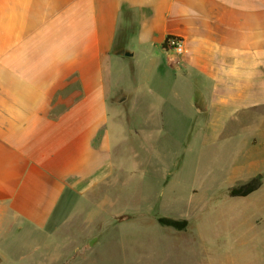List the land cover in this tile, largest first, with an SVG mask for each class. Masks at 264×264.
I'll return each instance as SVG.
<instances>
[{
	"label": "crops",
	"instance_id": "0c3cea01",
	"mask_svg": "<svg viewBox=\"0 0 264 264\" xmlns=\"http://www.w3.org/2000/svg\"><path fill=\"white\" fill-rule=\"evenodd\" d=\"M132 45L163 61L173 96L141 104L135 63L117 60ZM125 101L157 110L156 124L167 103L196 110L203 146L229 149L230 177L264 184V0H0V264H33L14 255L109 176Z\"/></svg>",
	"mask_w": 264,
	"mask_h": 264
},
{
	"label": "rangeland",
	"instance_id": "374dc122",
	"mask_svg": "<svg viewBox=\"0 0 264 264\" xmlns=\"http://www.w3.org/2000/svg\"><path fill=\"white\" fill-rule=\"evenodd\" d=\"M136 47L135 57L117 60L127 71L135 63L141 104L158 89L173 96L163 61L151 63ZM176 84L185 96V82ZM196 100L203 104L199 94ZM175 104L167 103L160 124L152 121L157 110L116 104L113 123L127 136L113 151L109 176L64 202L54 227L27 238L26 252L14 256L33 264H264L263 182L246 197H231L244 181L230 177L229 149L204 147L201 126L191 125L196 110ZM160 218L187 224L175 229Z\"/></svg>",
	"mask_w": 264,
	"mask_h": 264
},
{
	"label": "trees",
	"instance_id": "16d2710c",
	"mask_svg": "<svg viewBox=\"0 0 264 264\" xmlns=\"http://www.w3.org/2000/svg\"><path fill=\"white\" fill-rule=\"evenodd\" d=\"M169 36L168 38H170ZM163 47L166 49V43L163 44ZM262 185V177L257 176L255 178L250 179L249 181L244 182V184L240 186H235L231 188L229 194L231 197H246L258 190ZM159 223L166 227H172L175 229H184L186 227V221L174 220L171 218H160Z\"/></svg>",
	"mask_w": 264,
	"mask_h": 264
},
{
	"label": "built area",
	"instance_id": "2783aa9c",
	"mask_svg": "<svg viewBox=\"0 0 264 264\" xmlns=\"http://www.w3.org/2000/svg\"><path fill=\"white\" fill-rule=\"evenodd\" d=\"M166 50L171 51L174 55L181 57L185 54L184 42L181 38L171 36L167 38L166 41Z\"/></svg>",
	"mask_w": 264,
	"mask_h": 264
},
{
	"label": "water",
	"instance_id": "95a60500",
	"mask_svg": "<svg viewBox=\"0 0 264 264\" xmlns=\"http://www.w3.org/2000/svg\"><path fill=\"white\" fill-rule=\"evenodd\" d=\"M121 55H123V56H133V53H131V52H122Z\"/></svg>",
	"mask_w": 264,
	"mask_h": 264
}]
</instances>
